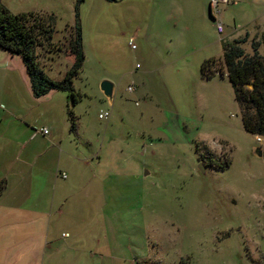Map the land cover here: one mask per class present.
<instances>
[{
  "label": "rangeland",
  "instance_id": "rangeland-1",
  "mask_svg": "<svg viewBox=\"0 0 264 264\" xmlns=\"http://www.w3.org/2000/svg\"><path fill=\"white\" fill-rule=\"evenodd\" d=\"M209 1L2 0L14 14L54 15L51 48H38L52 79L70 69L69 39L82 28L75 100L59 90L36 97L22 57L0 55V203L45 212L32 235L39 250L50 239L48 252L61 251L52 264H264L263 145L245 130L228 76L202 81L199 64L177 72L201 55L219 58L222 41L247 38L252 55L264 0L221 3L224 34ZM148 59L158 70L136 78ZM103 80L116 85L112 103ZM31 136L40 149L54 136L49 168L43 157L25 160ZM48 252L31 264H48Z\"/></svg>",
  "mask_w": 264,
  "mask_h": 264
},
{
  "label": "trees",
  "instance_id": "trees-1",
  "mask_svg": "<svg viewBox=\"0 0 264 264\" xmlns=\"http://www.w3.org/2000/svg\"><path fill=\"white\" fill-rule=\"evenodd\" d=\"M212 18L214 16L212 15ZM55 35V17L39 13L14 14L0 0V48L13 56H20L28 71L33 93L41 97L53 90L67 91L75 100L74 80L83 69L86 56L83 47L82 28L79 23L71 34L70 69L61 80L52 79L39 61L38 48L50 47ZM247 38L223 43V57L210 58L203 62L201 75L211 79L217 72H226L233 85L235 97L242 111V120L247 132L264 138V35L259 42H253L254 53H246ZM69 115L74 119L73 111ZM202 161L210 160V155ZM206 158V159H205ZM208 158V159H207ZM6 187V180H0V193Z\"/></svg>",
  "mask_w": 264,
  "mask_h": 264
},
{
  "label": "crops",
  "instance_id": "crops-1",
  "mask_svg": "<svg viewBox=\"0 0 264 264\" xmlns=\"http://www.w3.org/2000/svg\"><path fill=\"white\" fill-rule=\"evenodd\" d=\"M206 6L209 9V14L211 16V2L209 1V3H207ZM212 19L214 21V18ZM225 32H226L225 28L222 33L218 31L219 34H224ZM144 36L146 37V38L144 37V43H147V41H149L150 35L145 34ZM223 43L224 41H222V55L219 58L215 56H210V55H201L199 62H198V58H196V60H193V61L188 60V61L183 62L182 68L178 69L177 72L180 74L183 73L184 75L189 74L191 70L193 71L195 70L196 64H199L200 67H202L203 62L207 59H210V58L221 59L223 57ZM0 51H1L0 55L2 56H4L5 54L11 56L9 52L1 48H0ZM47 56H48L47 62L42 64L45 71L48 67V60H49L50 54L49 55L47 54ZM184 57L185 56L182 55L180 58H184ZM179 60L180 59H178V61ZM68 61H69V66H71L73 58L71 57L70 60L68 59ZM166 61H164L163 65L159 66L160 67L159 69L163 67H167L168 65L177 61V59H170V62L168 61L166 62ZM22 63L20 62L19 67L21 71L25 73V70H24L25 66H24V63L23 64ZM152 63L153 62H151L150 59L145 60L144 69L141 72L136 71L134 73V76L136 78L138 76L144 77V76H148L152 74V72L157 71L158 67L153 68ZM226 76H228L226 72H224L223 74L222 72H217L214 75V77L209 80L204 79L201 75V80L202 81H217L216 79H219L218 77L225 78ZM51 93L52 95H55L56 92H54L53 90L48 94H51ZM35 138L36 136L35 137L31 136L29 137V139H27L24 142V145L22 147L23 153L25 151L26 154L33 155L30 158H27L25 160L31 161V163H35L36 165L42 160V157H43L44 161L42 162V166L47 167L48 164H44V163L50 162V157H51V161H53L54 155H50V154L53 153L52 151L57 150V145L54 141V136L43 139V141L45 142H44V146L41 149L38 147L39 143L31 144V142L34 141ZM59 162L60 161L58 160V163ZM51 168H54V167H52L51 165ZM4 179L7 180L6 177L1 178L0 180H4ZM44 213L45 212H40L38 210L23 207L21 204H18V203H9L8 205L2 202L0 203V264H31L32 262L37 263L40 254L42 252H45V254L48 252V248H50V241H49L50 239H47V241L44 244L45 245V248L43 249L44 251H42L37 248L36 238L34 237V234L32 235L35 222H37L40 216H44ZM3 225H6L7 227L2 229ZM24 225L26 227H22V230L24 231V234H22L23 231L20 232V227ZM11 226H14V227H11ZM25 230L26 232L28 231L26 234H25ZM60 252L61 251H57V250L54 252L53 251L48 252L49 256L51 257L50 260L48 261V264H52V257L58 256ZM61 257H64V255H61ZM61 262L62 263L65 262L64 264H66V260H63Z\"/></svg>",
  "mask_w": 264,
  "mask_h": 264
},
{
  "label": "built area",
  "instance_id": "built-area-1",
  "mask_svg": "<svg viewBox=\"0 0 264 264\" xmlns=\"http://www.w3.org/2000/svg\"><path fill=\"white\" fill-rule=\"evenodd\" d=\"M224 1L226 2V0H210V2H211V12L215 15V20H216V22H217V29H218V31H219L220 33L223 32V30H224V25H223V23H222L221 21L218 20V15L220 14V10H219L220 5H221V3H223ZM133 42H134V39L131 38V40H130V44H131L132 47L134 48L135 45H134ZM135 90H136V86H135L134 84L128 86V91H129V92L133 93V92H135ZM110 116H111V113L108 112V111H105V112H102V113L99 114L100 119H103V120H105V119H109ZM43 133H44V134H48V130H47V129H44V130H43ZM257 141H258L259 143H261L262 145L264 144V138H263L262 136H257Z\"/></svg>",
  "mask_w": 264,
  "mask_h": 264
},
{
  "label": "water",
  "instance_id": "water-1",
  "mask_svg": "<svg viewBox=\"0 0 264 264\" xmlns=\"http://www.w3.org/2000/svg\"><path fill=\"white\" fill-rule=\"evenodd\" d=\"M100 88L104 95L108 98L109 102L112 103L116 92V85L109 80H103L100 84ZM256 154L264 159V144L263 146L257 148Z\"/></svg>",
  "mask_w": 264,
  "mask_h": 264
},
{
  "label": "flooded vegetation",
  "instance_id": "flooded-vegetation-1",
  "mask_svg": "<svg viewBox=\"0 0 264 264\" xmlns=\"http://www.w3.org/2000/svg\"><path fill=\"white\" fill-rule=\"evenodd\" d=\"M205 163V162H204Z\"/></svg>",
  "mask_w": 264,
  "mask_h": 264
}]
</instances>
